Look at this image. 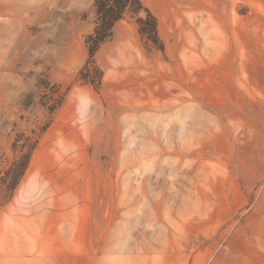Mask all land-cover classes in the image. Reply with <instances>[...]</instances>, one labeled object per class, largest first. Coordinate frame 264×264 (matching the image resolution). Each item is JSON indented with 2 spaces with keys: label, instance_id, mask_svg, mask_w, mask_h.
I'll list each match as a JSON object with an SVG mask.
<instances>
[{
  "label": "rangeland",
  "instance_id": "obj_1",
  "mask_svg": "<svg viewBox=\"0 0 264 264\" xmlns=\"http://www.w3.org/2000/svg\"><path fill=\"white\" fill-rule=\"evenodd\" d=\"M0 0V264H264V0Z\"/></svg>",
  "mask_w": 264,
  "mask_h": 264
},
{
  "label": "trees",
  "instance_id": "obj_2",
  "mask_svg": "<svg viewBox=\"0 0 264 264\" xmlns=\"http://www.w3.org/2000/svg\"><path fill=\"white\" fill-rule=\"evenodd\" d=\"M96 23L93 31L85 37V44L93 55L97 48L111 37L114 24L129 10L133 13H144L145 17H137L136 21L141 32L149 27L151 39H156L157 22L152 12L140 0H95Z\"/></svg>",
  "mask_w": 264,
  "mask_h": 264
}]
</instances>
